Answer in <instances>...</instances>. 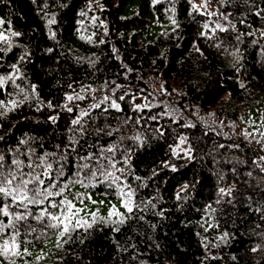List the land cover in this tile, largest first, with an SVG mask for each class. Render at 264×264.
<instances>
[{"label": "trees", "instance_id": "obj_1", "mask_svg": "<svg viewBox=\"0 0 264 264\" xmlns=\"http://www.w3.org/2000/svg\"><path fill=\"white\" fill-rule=\"evenodd\" d=\"M0 20L5 163L66 154L61 184L89 163L72 204L132 192L131 213L90 214L30 264H264V142L230 141L262 105L264 0H0ZM28 222L21 248L58 236Z\"/></svg>", "mask_w": 264, "mask_h": 264}, {"label": "snow or ice", "instance_id": "obj_2", "mask_svg": "<svg viewBox=\"0 0 264 264\" xmlns=\"http://www.w3.org/2000/svg\"><path fill=\"white\" fill-rule=\"evenodd\" d=\"M193 7L195 8V5ZM2 23L3 21L0 20V24ZM11 35L19 36L20 33L12 32ZM6 40L7 37L4 33L0 32V41ZM4 82V78H0V86ZM112 106L119 107L115 103ZM73 123L78 124L79 121H73ZM21 143H25V141H21ZM57 147L59 148V145ZM108 151H112V149L109 148ZM22 155L27 154L22 153ZM78 159L91 161L95 157H79ZM66 163V154L57 156L56 153L45 152L43 155L37 156L35 149H32L31 154L28 155L27 163L14 156L11 164H6L5 156L0 153V239H3V243L0 244V256L8 259L9 264H15L10 257L27 254L26 247L23 249V253H21V242L18 238L21 236L22 227L25 234L36 232V227L28 222L30 217L45 229H59L57 233L58 237H64L65 234L74 230L70 228V225L73 217L78 215L81 209L75 208L70 200L63 197V193L69 188V183H80L82 186L87 187L84 181L78 177L80 171L89 169L90 165L89 163L80 164L75 174L77 179H70L68 183L61 184L60 179L65 175ZM112 166L114 167V164ZM25 169H28V171H25ZM91 174L94 176L95 172L93 171ZM120 193L122 196H127V199L124 201V207L131 213L133 211L132 192L125 193L123 188H121ZM53 197H61V199L54 201L51 199ZM76 198L83 199L80 194H76ZM41 205H44V207L40 209L38 215L30 207H40ZM58 206L62 208L59 216L49 211L50 208ZM110 215L120 214L113 209ZM93 216L95 217V214ZM4 218H7L6 221ZM118 222L123 223V217ZM83 223L81 220H76L77 226H81ZM88 227H91V225H88ZM57 246H61L59 241Z\"/></svg>", "mask_w": 264, "mask_h": 264}, {"label": "rangeland", "instance_id": "obj_3", "mask_svg": "<svg viewBox=\"0 0 264 264\" xmlns=\"http://www.w3.org/2000/svg\"><path fill=\"white\" fill-rule=\"evenodd\" d=\"M157 28H158L157 25L150 26L149 29L145 31L144 37H142V39L146 42L152 41L159 32V29L157 30ZM126 97H127L126 99L129 102H131V105L142 104L143 96L134 97L133 95H127ZM261 100H262V105H260L259 108L256 107L255 109L251 110L249 112V115L245 116L244 119L242 117V121L240 122L241 127L244 126V128L247 130L248 135L242 138L237 134L236 136L231 137L230 141L235 142L237 140L243 139L244 141H249V142H253V141L264 142V136H260L257 138V134L254 133L253 131V129L260 130L259 129L260 126L264 127V96L261 97ZM219 158L221 157L219 156ZM126 199H127L126 195L120 196L117 199H108L91 193L87 199L82 200L81 202H73L75 208L81 209V211L78 213V215L73 217L71 225L76 226V220H81V221L88 220L90 214H98L101 216H109L111 218H117L120 215L127 212V208L124 207V201ZM113 209H115V211L118 212L120 215H110ZM59 239L60 238L57 236L55 239L45 242L43 246H41L38 249L30 248L29 246H26L27 254L14 256L13 258L22 259L21 261L22 264H30L37 262L53 245H55L59 241ZM24 248L20 249L21 253H23Z\"/></svg>", "mask_w": 264, "mask_h": 264}]
</instances>
